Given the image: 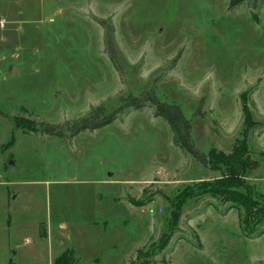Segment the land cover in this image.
Segmentation results:
<instances>
[{
    "label": "rangeland",
    "instance_id": "374dc122",
    "mask_svg": "<svg viewBox=\"0 0 264 264\" xmlns=\"http://www.w3.org/2000/svg\"><path fill=\"white\" fill-rule=\"evenodd\" d=\"M230 4L0 0V264H130L141 250L158 264H264V226L247 236L238 209L200 191L222 172L146 101L179 103L206 155L246 136L244 184L264 203V0ZM129 95L144 105L72 133Z\"/></svg>",
    "mask_w": 264,
    "mask_h": 264
},
{
    "label": "trees",
    "instance_id": "16d2710c",
    "mask_svg": "<svg viewBox=\"0 0 264 264\" xmlns=\"http://www.w3.org/2000/svg\"><path fill=\"white\" fill-rule=\"evenodd\" d=\"M243 1L231 0L230 7L235 8ZM110 42H112L111 39ZM128 98L127 101L129 102L127 105H121L113 112H108L104 106H99L92 110L89 117L73 122L72 133L77 134L84 129L94 130L104 127L111 124L119 116V113H122L123 110L130 106L139 109L144 105L138 98H134L133 95H129ZM146 99L147 102L155 106V113L164 117L171 129H173L175 144H179L187 154L201 161L209 169L222 172L223 176L210 180V182H203L202 186L204 188H201L200 191L204 194L212 195L221 201H227L232 208L238 209L241 212L240 222L242 223V230L247 236L253 237L257 233L258 228L264 226V203L257 200L253 195V190L244 184L245 171L252 163L249 160L246 161L245 158L246 154L249 153V144L246 136L240 140V144L231 153H223L213 148L206 155L194 144L191 123L185 113H183L179 103L162 101L153 91L149 93ZM44 129L49 134L52 133L59 136H66L67 133L65 126L57 128L50 125ZM182 198L179 196V199ZM181 205L182 202L179 201L173 210L170 230L173 229L179 220L183 208ZM262 232L264 233V228ZM168 241L169 239L165 243ZM136 256L130 264H158L153 253L141 250Z\"/></svg>",
    "mask_w": 264,
    "mask_h": 264
}]
</instances>
